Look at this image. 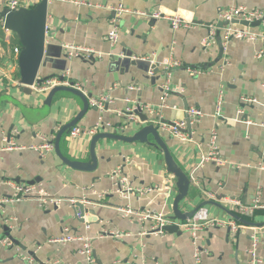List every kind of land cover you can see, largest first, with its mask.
<instances>
[{
  "label": "crops",
  "instance_id": "1",
  "mask_svg": "<svg viewBox=\"0 0 264 264\" xmlns=\"http://www.w3.org/2000/svg\"><path fill=\"white\" fill-rule=\"evenodd\" d=\"M38 1L29 0L28 4L32 6ZM84 1V4H74L68 0H48L46 30L51 36L46 38V46L50 50L44 55L38 77L68 71L69 78L81 82L87 95H108L110 102L102 116L118 124L124 120L123 112L131 102L137 100L154 107L161 104L164 77L157 65L172 48L173 56L181 65L172 71L170 87L173 89L164 106L159 107L161 119L166 123L186 121L191 106L203 113L191 124L189 140L181 141L159 130L178 166L197 180V184L191 180L188 194L180 202L181 209L190 210L203 201L224 206L222 202L228 196L247 204L258 197L264 203V170L255 166L260 161L264 140V128L259 124L264 122V57L255 56L258 50L264 49V19L259 26L251 27L258 34L255 41L231 38L223 44L221 56L216 35L208 47L202 45L208 34L207 25L218 26L223 9L233 4L264 9V0ZM120 1L133 9L177 13L197 25L173 30L165 19L128 14L120 21L119 40L112 46L105 40V34L112 15L110 8ZM59 44L61 54H65L66 45L92 48L93 52L67 57L59 53L57 58L53 55ZM15 47L20 49L16 34L0 25V66L7 74L0 84V197L12 194L11 182L27 183L38 177L35 183L62 201L42 206L35 198H24L0 208V238L9 235L18 242L0 247V264H27L23 254L29 251L45 264H83L78 242L50 241L68 231L91 238L96 264H194V248L188 232L154 234L150 232L152 220L141 222L125 216L121 210L130 207L136 211L172 212L175 179L167 172L163 153L158 148L147 143L101 139L96 143L98 164L93 171L68 167L54 150L40 154L29 149L3 148L8 137L18 145L29 146L41 143L43 137L55 136L83 107L82 100L70 92H57L49 106L43 104L46 92H23L18 85ZM122 51L128 59L122 57L119 61ZM141 57L154 61L158 69L151 68L150 74L145 64L133 63ZM61 66L64 69H59ZM187 67L202 72L191 74ZM219 88L223 90L224 103L222 116L215 117ZM243 97H253L256 101L244 102ZM238 109L242 110L241 114ZM98 114L89 104L77 124L91 126ZM141 125L144 123L138 120L126 131L135 132ZM212 130L217 132L220 155L227 159L223 165L202 160ZM66 137L67 134L60 141L62 153L70 159L87 160L91 138L83 136L69 142ZM119 165L132 186L158 189L143 196L122 197L117 190V178L110 175ZM90 186L96 193L105 191V196L98 198ZM205 191L214 197L208 198ZM80 198L97 202L82 201L96 212L93 216L85 214V218H90L88 223L72 214L69 199ZM203 207L209 217L233 219L214 203ZM246 219L258 225L244 224L246 227L235 237L223 226L200 232L199 244L204 249L201 264H250L248 249L252 233L259 236L257 256L261 261L256 264H264V209H256ZM109 231L126 235L110 236L106 233Z\"/></svg>",
  "mask_w": 264,
  "mask_h": 264
},
{
  "label": "built area",
  "instance_id": "2",
  "mask_svg": "<svg viewBox=\"0 0 264 264\" xmlns=\"http://www.w3.org/2000/svg\"><path fill=\"white\" fill-rule=\"evenodd\" d=\"M38 1V0H36ZM74 4H84V0H68ZM29 0H2L0 3V11L6 10H16L20 7H29ZM112 15L108 20L109 27L107 33L105 34V40L110 45H116L119 40V23L124 18V16L128 14H132L138 17L146 18V19H165L173 30H177L179 28H191L196 26L195 22H191L183 18L179 14L168 15L160 10L148 11V10H140L133 9L129 6L123 4V2H118L111 8ZM221 21L227 22V24L222 27H218L215 24H208V34L202 40V45L204 47H208L214 40L217 30L220 29L222 34V43L225 44L231 38H237L242 40H250L255 41L258 38V34L254 32L250 26H244L236 23H232L231 20H245L248 23L254 20L262 21L264 19V9L258 8H250L246 5L241 4H233L229 7L223 9V11L219 15ZM219 28V29H218ZM66 52L68 56H81L82 54H90L93 52L92 48L88 47H79L73 45H66ZM20 49L18 47L14 48V52L18 55ZM256 58L264 57V49H260L255 54ZM141 59L150 60L146 57H141ZM151 63L154 61L150 60ZM158 64V63H157ZM156 65V64H155ZM181 65V61L175 58L172 54V48L170 49V53L165 56L160 63L157 65L161 68L163 72V97L162 102L159 106L154 107L149 104L142 103L140 101H135L133 104L131 102L128 105L124 112V120L118 124H112L109 120H105L102 116V112L105 110L106 105L110 102V99L107 94H101L98 97H93L91 95H87L84 90L82 83L78 81H72L69 78V72L64 71L62 73L49 76L43 82L39 84L33 85V90H36L40 93L48 92L51 88L56 86H71L75 89L80 90L85 96H88V103L96 108L99 111L96 121L91 126H81L79 124H75L70 128L67 133V140L72 142L78 138L83 136L92 137L98 132H112V133H121L125 131V129L131 124L139 120L138 115L135 113L136 110L147 114L149 116L150 123L156 125L160 131L167 132L170 136L174 138H178L181 141H186L190 139L191 132H187V124L185 120L174 121L171 123L163 122L160 116V109L167 98L170 91L173 88L170 87V80L172 71ZM187 72L191 74H200L202 71L200 69L187 67ZM148 73L152 74V70H148ZM6 70L3 66H0V84L3 82L2 80L6 77ZM242 100L244 102H255L256 99L253 97H243ZM224 103V93L221 88H219L216 94V102H215V110L214 116L220 117L222 116V105ZM164 106V105H163ZM238 114L242 113L241 109L237 110ZM203 115L202 111L196 106H191L187 111V116L190 120V124L195 121H198L199 118ZM245 123H251V121H244ZM264 128V122L259 123ZM217 132L212 130L210 132V136L208 138V148L207 151L202 155V160L204 161H213L218 165H223L227 163V159L220 155L218 144H217ZM54 136H47L42 138V142L37 145H18L11 137L4 139V149L12 150V149H29L37 151L40 154L46 152H53ZM249 165V164H248ZM261 170H264V140L263 146L261 149V157L260 161L255 165ZM112 178H117V190L120 192L122 197H127L130 194L134 196H143L147 193H150L156 189L154 186H132L129 183L127 176L123 172V167L121 165L117 166L111 172ZM172 178V177H171ZM193 180L197 184V180L193 175H190V181ZM13 192L10 196H2L0 197V208L3 207L5 203L17 202L24 198H35L42 206H48L49 204H59L62 199L51 196V194L45 191L39 183H26V182H11ZM90 191L98 196V198H103L106 194L105 191L96 193L95 189L92 186L89 187ZM171 190V188H169ZM208 198H213V194L211 192H206ZM84 199V200H83ZM82 201L85 202V198ZM74 199H69V203L71 205L74 204ZM223 205L227 207H231L234 211L240 216L252 217L255 213L256 209H264V203L260 202L258 197L254 198L251 203H244L239 198L236 197H225L223 200ZM122 213L125 216H131L133 218H137L141 222L145 220H152L153 224L150 227V232L154 234H163V226L168 224L177 225L180 231H186L190 234L192 245H193V258L194 264H201V254L204 249L199 244L200 232L206 230L211 227L223 226L229 228V232L232 237H235L240 229H244L246 226L242 223L237 222L234 219L225 220L217 217H209L206 208L201 207L198 209L193 216L187 218L185 220L176 219L173 217L172 212H166L164 210L152 211L149 209H144L142 211H136L131 209L130 207L122 208ZM76 217L81 218L80 213L76 214ZM85 218V215H84ZM85 223H88L85 218ZM85 228H88V224L85 225ZM110 234V236L120 237V235H126L124 233H118L109 231L106 232ZM102 235V234H101ZM251 243L248 249V253L250 255V264H256L260 262V258L257 256V246L259 242V236L257 233L251 234ZM50 241L57 243H66V242H78L80 247L78 249L79 254L82 256L83 264H96L95 256L92 246V240L87 235H82L78 233L66 232L63 235L52 238ZM13 241L9 238V235L0 238V247L2 246H13ZM23 258L27 264H35L31 255L23 254ZM137 264V263H131Z\"/></svg>",
  "mask_w": 264,
  "mask_h": 264
},
{
  "label": "water",
  "instance_id": "3",
  "mask_svg": "<svg viewBox=\"0 0 264 264\" xmlns=\"http://www.w3.org/2000/svg\"><path fill=\"white\" fill-rule=\"evenodd\" d=\"M47 9H48V0H39L30 7H20L16 10H9V11L4 9L0 11V25H2L5 29L15 33L20 43V51L18 54V72H19L18 85L21 88V90L27 94L33 93L34 90L32 87L34 84H39L43 82L46 78H48V77H38L39 68L42 64L44 55L47 53V51L50 50V46H46V38L51 36L50 32L46 30V23L48 16ZM231 22L244 26H250V27L259 26L261 23L260 20H254L248 23L245 20H238V19H233L231 20ZM225 24H227V22L220 21L218 23V26L222 27ZM216 38L221 56L224 51V46L220 38V30H217ZM57 49L58 50L56 53L53 51L54 57L58 58L59 53L60 55H63V57L68 56V53L66 51L65 54H61L62 46L60 44L59 46H57ZM123 56H125V53H123L122 51V55L119 56L120 58L118 60L120 61V59ZM124 59H128V58H124ZM140 59L141 58L133 60V63H136L138 65L142 63L148 66L149 68L158 69L157 66L154 63H151L150 60H140ZM62 68L63 66L59 67V69ZM61 91L70 92L76 95L82 100L83 103V107L77 113V115L69 122L63 124L56 131V134L54 136L53 139L54 153L61 160L62 163H64L65 165H67L68 167L74 170L93 171L95 170L98 164L97 156L95 153V147H96V143L99 140L107 138V139H115L127 143H133V142L147 143L148 145L154 146L155 148H158L159 150L162 151L166 165V170L168 173L172 174V176L175 179L176 194L172 202V215L174 218L185 220L193 216V214L198 209L205 206V204L214 203L221 209L225 210L237 222L248 226L258 225L256 222H252L240 216L236 212L228 209L226 206H222L216 202H211V201H203L200 204L194 206L190 210H186V211L182 210L180 207V202L188 194L191 183L190 177L184 170H182L178 166V164L174 160L166 144V141L164 140L158 127L148 122L149 116L147 114H144L138 110H136L135 113L138 115L140 122H143L144 125H141L135 132L131 133V132H127L128 130L126 131V129L129 128L130 125L125 129V132L124 131L122 132V134L112 133V132H98L97 134L91 137L89 144V158L87 160L70 159L66 157L60 149V140L62 139V136L64 134L68 133V131L72 126H74L79 122V120L88 110L89 103H88V96H85L80 90L75 89L71 86H56L51 88L47 92L43 104L45 106H49L51 104L54 95L57 92H61ZM93 109L95 108L93 107ZM162 121L165 122L164 120ZM186 124H187V131L190 132L191 124L189 118H186ZM149 136H151L152 139H149L148 138ZM38 179H39L38 177H35L32 180L27 181V183L33 184L36 181H38ZM81 199L82 198L75 201L74 204L72 205V214L74 217H76V214L79 212L81 218L79 219L77 218V219L80 220L81 222H84L85 221L84 215L87 212L92 216L96 212L91 208H87L85 206V203H83ZM85 202L97 203L95 200L90 198H85ZM86 221L87 222L90 221L89 216L86 217ZM163 230L169 233H180V230L175 224L165 225L163 226ZM227 230L229 231V228H227ZM9 238L13 241V243L18 244V242L14 238H12L11 236H9ZM28 254L32 256L34 262H37L38 264H45L43 261H41L38 258V256L33 251H29Z\"/></svg>",
  "mask_w": 264,
  "mask_h": 264
},
{
  "label": "rangeland",
  "instance_id": "4",
  "mask_svg": "<svg viewBox=\"0 0 264 264\" xmlns=\"http://www.w3.org/2000/svg\"><path fill=\"white\" fill-rule=\"evenodd\" d=\"M65 135V134H64ZM64 135L62 136V139L64 138Z\"/></svg>",
  "mask_w": 264,
  "mask_h": 264
},
{
  "label": "trees",
  "instance_id": "5",
  "mask_svg": "<svg viewBox=\"0 0 264 264\" xmlns=\"http://www.w3.org/2000/svg\"><path fill=\"white\" fill-rule=\"evenodd\" d=\"M60 141H62V140H60Z\"/></svg>",
  "mask_w": 264,
  "mask_h": 264
}]
</instances>
